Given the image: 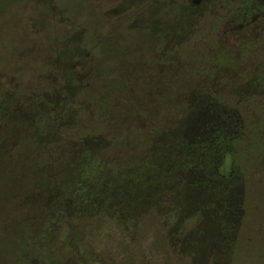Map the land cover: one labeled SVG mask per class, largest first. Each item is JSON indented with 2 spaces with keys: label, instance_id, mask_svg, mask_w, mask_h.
Instances as JSON below:
<instances>
[{
  "label": "rangeland",
  "instance_id": "obj_1",
  "mask_svg": "<svg viewBox=\"0 0 264 264\" xmlns=\"http://www.w3.org/2000/svg\"><path fill=\"white\" fill-rule=\"evenodd\" d=\"M162 2L0 0L4 128L16 127L25 119L32 96L58 91L62 95L68 91L66 80L79 76L72 99L81 110L76 133L106 139L107 162H142L156 130L175 127L166 119L181 115L171 113L186 107L183 96L214 75V85L220 84L214 87L219 99L240 114L244 139L235 156L246 180L244 215L226 264H264V18L235 30L212 11L193 27L184 45L165 47L166 38L181 37L190 18H181L179 8L176 12L175 5L165 8ZM160 27L164 34L156 35L153 29ZM258 64L260 70L247 85L256 91L243 96L249 92L240 86ZM197 70H201L199 76ZM20 131L23 135L12 140L5 135L8 143L0 151V156L5 155L0 160V264H18L14 235L21 234L25 210L16 202L21 198L19 191L27 193L33 187L40 167L28 147L27 128ZM13 151L15 156L10 158ZM47 162L43 157L40 165ZM111 225L93 235L88 264H191L170 250L165 254L166 241L153 233L144 232L137 245L133 239L128 245L124 235L107 231Z\"/></svg>",
  "mask_w": 264,
  "mask_h": 264
},
{
  "label": "trees",
  "instance_id": "obj_2",
  "mask_svg": "<svg viewBox=\"0 0 264 264\" xmlns=\"http://www.w3.org/2000/svg\"><path fill=\"white\" fill-rule=\"evenodd\" d=\"M162 1L165 8L175 5L176 12L179 8L181 18H190L181 37L166 38L165 47L184 45L193 27L212 11L235 27L241 21L247 26L264 18V2L258 4V0ZM161 29L153 32L160 35ZM156 35L151 34L152 40ZM216 64L214 61L213 68ZM259 65L240 86L249 92L243 96L255 93L247 85ZM196 72L199 76L201 70ZM78 77L66 80L68 91L62 95L58 91L32 96L25 119L16 127L4 128L7 106L0 100V151L8 143L5 135L12 140L26 127L28 147L40 166L35 184L27 193L19 191L21 198L16 202L25 210L21 234L14 235L18 264L46 260L48 264H88L89 242L109 222L112 225L107 231L124 235L128 245L131 239L137 245L148 232L166 241L165 254L170 250L191 264L201 260L228 263L244 215L246 180L235 160L244 139L240 114L219 99L214 87L220 84L214 85L215 76H206L199 88L192 87L183 96L186 107L171 113L181 115L166 119L176 123L175 127L156 130L145 160L115 163L104 159L109 146L106 139L76 133L81 110L72 99ZM14 156L13 151L9 157ZM43 157L49 162L40 165ZM4 158V154L0 156V160ZM36 221L39 224L34 228Z\"/></svg>",
  "mask_w": 264,
  "mask_h": 264
},
{
  "label": "flooded vegetation",
  "instance_id": "obj_3",
  "mask_svg": "<svg viewBox=\"0 0 264 264\" xmlns=\"http://www.w3.org/2000/svg\"><path fill=\"white\" fill-rule=\"evenodd\" d=\"M263 3L264 2V0H258V4H260V3ZM256 23V22H255ZM242 24H247V23H244V21H241L236 27V30H240L241 28L242 29H246V27H249V25H247V26H245V25H242Z\"/></svg>",
  "mask_w": 264,
  "mask_h": 264
}]
</instances>
